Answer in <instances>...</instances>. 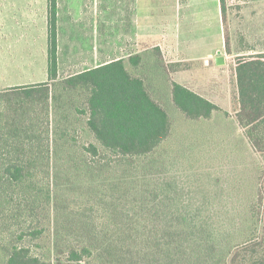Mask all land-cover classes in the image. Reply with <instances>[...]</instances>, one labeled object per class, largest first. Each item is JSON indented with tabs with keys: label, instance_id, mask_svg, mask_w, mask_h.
Masks as SVG:
<instances>
[{
	"label": "rangeland",
	"instance_id": "obj_1",
	"mask_svg": "<svg viewBox=\"0 0 264 264\" xmlns=\"http://www.w3.org/2000/svg\"><path fill=\"white\" fill-rule=\"evenodd\" d=\"M166 3L170 9L159 12ZM49 4V0H0V89L48 81ZM137 5L136 0H57L60 79L113 58L144 54L150 60L139 70L147 74L153 97L170 113L173 131L155 155L157 162L160 161L155 168H146L143 161L139 169L123 173L122 167L115 161L111 162V166L103 165L101 169L100 164L82 157L83 151L78 147L89 143L93 137L79 131V124L77 127L70 126V133L63 140H68L75 147L69 145L60 149L61 154L79 153L80 157L77 158L80 162H60L56 167L54 178L59 188L61 204L58 206L64 225L56 223L53 230H61L54 241L64 233L75 244L63 238L60 241L62 246L56 248L66 250L84 245L86 235L79 233L83 228L65 221L86 219L83 214L77 213V206H92L91 214L95 217L108 211L109 216L112 215L115 222L121 225L120 212L133 214L134 209L138 210L136 199L140 189L136 187L141 188L146 180L155 178L162 181L169 192L170 206L165 210L170 218L178 217L175 212L169 211L175 202L193 205L192 208L196 210L198 206H208L210 210L202 213L183 214L209 219L201 235L216 228L213 236L227 238L226 247L216 248L212 252L219 251L216 264H228L229 253L234 248H255L259 250L258 255L264 254L261 252V248H264V159L252 150L235 124V111L239 106L235 64L241 55L264 52V0H225V15L221 8H215L212 0H193V3L191 0H151L152 12L146 16L151 18V26L154 21L156 24V30L153 32L152 29V32L157 36L153 38L143 37L137 30V24H142ZM173 25L174 29L171 27ZM163 28H166L165 34ZM170 30L178 31L184 39L193 40V49L186 53L188 57L199 58L183 60L178 72H172L174 63L180 61L176 54L183 56L182 52H185L175 50L173 39L179 36L171 37ZM155 48H160L163 60L152 56ZM209 53V57L205 56ZM218 56H223L226 63L218 65ZM171 80L209 99L220 110L210 121L186 120L172 103ZM70 119L74 120V117ZM66 128L62 127V130ZM62 130L59 134L63 133ZM84 160L89 163H83ZM92 184L96 193L90 192ZM180 209L182 212V206ZM109 216L105 219L108 220ZM131 217L126 219L128 229L132 224ZM163 224L160 234L166 229L167 223ZM108 227L113 229L106 230V225L99 228L98 236L103 235L97 237L96 241L99 252H103L104 248H120L123 244L115 235V228L109 224ZM190 230L189 227L170 229L175 234L171 242L176 244L181 241L172 251L179 249L185 253L183 261L189 260L192 251V245L184 241V233ZM156 232L154 230L155 235ZM154 234L150 236L152 242L158 238V243H161L164 235ZM181 234L182 237L179 236ZM250 234L254 236V243L257 241L262 245H242V238ZM129 238L125 237L128 245L131 242ZM142 240L136 246L131 242L129 248L136 250L140 264H145L147 247ZM169 250L171 248H148L149 254L154 252L158 256L159 252L164 251L165 255ZM65 256L63 262L68 263ZM113 257L104 259L101 254L95 253L89 262L106 264Z\"/></svg>",
	"mask_w": 264,
	"mask_h": 264
},
{
	"label": "trees",
	"instance_id": "obj_2",
	"mask_svg": "<svg viewBox=\"0 0 264 264\" xmlns=\"http://www.w3.org/2000/svg\"><path fill=\"white\" fill-rule=\"evenodd\" d=\"M49 1L48 81L0 89V264H91L89 261L95 253L101 254L102 258L114 256L106 264H140L136 250L129 245L132 242L136 246L141 239L147 247L145 264H216L219 251L212 252L226 247L227 238L213 236L216 228L201 235L209 219L183 214L202 213L210 210L208 206L204 204L196 210L193 205L175 202L169 211L175 212L178 217L170 218L165 210L170 206L169 192L162 181L155 178L146 180L141 188L136 187L140 189L136 199L138 210L134 209L133 214L120 212L118 217L123 225L116 223L108 211L95 217L91 214L92 206H77V213L83 214L86 219L65 221L83 228L79 233L86 235L84 245L66 250L56 248L62 246L60 241L63 238L70 240L62 233L54 241L61 231L55 232L54 226L56 223L64 225L58 206L61 204L59 188L54 178L56 167L60 162H80L77 158L79 153L61 154L65 147H75L68 140H63L70 133V126L77 127L79 124V131L93 137L89 143L78 147L83 151L82 157L100 164L101 169L103 165L111 166V162L115 161L122 167L123 173H128L134 168L139 169L143 161L146 168H155L160 163L155 155L170 138L173 120L168 110L153 97L147 74L139 70L150 60L144 54L112 59L60 79L57 0ZM221 6L225 15V0H221ZM152 53V56L164 59L160 48H155ZM173 66L172 72H176L182 64L175 62ZM235 72L239 102L235 124L252 150L264 159V52L239 56ZM170 86L174 107L188 121H210L220 110L215 103L175 80H171ZM72 116L74 120L70 119ZM62 127L67 128L62 130ZM61 130L63 133L59 134ZM103 161L106 162L102 164ZM85 162L89 163L88 160ZM93 185L90 192L96 193ZM131 215L132 224L128 229L126 219ZM106 216H109L108 220ZM163 222L167 225L160 234ZM108 224L115 228V235L123 244L120 248H104L103 252H99L96 241L97 237L103 236H98L99 228L106 225V230L113 229ZM171 227L191 229L184 233V241L192 245L189 260L183 261L186 254L179 249L172 251L181 241L177 245L171 242L175 236L170 232ZM153 234L164 235L162 242L158 243V238L152 242L150 236ZM125 237H130L129 245ZM242 239L244 243L241 244L245 247L262 245L261 242L254 243L252 234ZM148 248L171 250L165 255L164 251L159 252L158 256L154 252L149 254ZM234 249L237 251L229 253L228 264H264V254L258 255L259 250ZM262 251L264 248H261ZM64 255L68 263L63 262Z\"/></svg>",
	"mask_w": 264,
	"mask_h": 264
},
{
	"label": "crops",
	"instance_id": "obj_3",
	"mask_svg": "<svg viewBox=\"0 0 264 264\" xmlns=\"http://www.w3.org/2000/svg\"><path fill=\"white\" fill-rule=\"evenodd\" d=\"M150 2H151V0H136V3H138V5H137V10H138V13H139V15H140V17H141V19H142V24H140L139 25V23L137 24V26H138V28H137V30L139 29V31H140V35H142L143 37H146V38H153V37H155V36H157V33H153V32H155V30H156V26H154V25H156L155 24V21H154V24H153V26H151V23H149V20L151 19L150 17H148V16H146V14L148 13V12H152V8H151V6H150ZM212 2H213V5H215V8L217 9V7L218 8H221L222 9V6H221V0H212ZM191 3H193V0H191ZM191 4H189V6H190ZM168 9H170V6L169 5H167V3L166 4H163L162 6H161V9H160V11L159 12H165L166 10H168ZM154 11H155V9H154ZM186 19V18H185ZM139 21V20H138ZM137 21V22H138ZM150 22H151V20H150ZM152 23H153V21H152ZM163 25V24H162ZM164 26V25H163ZM166 27H169V26H166ZM172 27V29H174L175 28V25H173V26H171ZM152 29H153V32H152ZM150 32H151V34H150ZM162 32L165 34L166 33V28H163L162 29ZM152 33H153V35H152ZM170 35H171V37L172 36H179V38H176V39H173V42H174V47H175V50L176 51H179V50H181V51H184L185 52V54L182 52V54H183V56H186V57H184L183 58V56L181 55L180 56V54L179 53H177L176 54V56H177V60H180L179 62H182L183 60H195V59H199L198 57H194V56H190V57H188L187 56V54L188 53H186V52H191V50L193 49L192 48V46H193V43H194V41L193 40H189L188 38H182V35L178 32V31H172V30H170ZM160 44V43H159ZM177 44V45H176ZM160 48H161V46L160 45H158ZM153 47H156V46H153ZM162 49V48H161ZM164 49V48H163ZM163 52H164V50H163ZM180 52V51H179ZM211 53H209L208 55H205V56H208L209 57V55H210ZM130 55V54H129ZM128 55V56H129ZM128 56H124V57H117L118 59L119 58H127ZM208 57H206V58H208ZM117 58H113V59H117ZM208 60V59H207ZM226 63V62H225ZM178 72V71H177ZM179 83V82H178ZM182 84V83H181ZM184 85V84H183ZM237 92H238V87H237ZM238 104H239V102H238ZM239 109V106H238V108L236 109V111L235 112H237V110Z\"/></svg>",
	"mask_w": 264,
	"mask_h": 264
},
{
	"label": "water",
	"instance_id": "obj_4",
	"mask_svg": "<svg viewBox=\"0 0 264 264\" xmlns=\"http://www.w3.org/2000/svg\"><path fill=\"white\" fill-rule=\"evenodd\" d=\"M216 63H217L218 65L224 64V63H225V58H224L223 56H218V57L216 58Z\"/></svg>",
	"mask_w": 264,
	"mask_h": 264
}]
</instances>
